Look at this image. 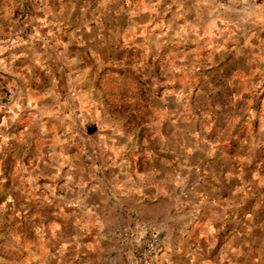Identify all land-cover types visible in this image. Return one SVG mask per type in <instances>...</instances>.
Segmentation results:
<instances>
[{
    "label": "rangeland",
    "instance_id": "obj_1",
    "mask_svg": "<svg viewBox=\"0 0 264 264\" xmlns=\"http://www.w3.org/2000/svg\"><path fill=\"white\" fill-rule=\"evenodd\" d=\"M38 1L0 0V264H264V0H44L34 38Z\"/></svg>",
    "mask_w": 264,
    "mask_h": 264
},
{
    "label": "built area",
    "instance_id": "obj_2",
    "mask_svg": "<svg viewBox=\"0 0 264 264\" xmlns=\"http://www.w3.org/2000/svg\"><path fill=\"white\" fill-rule=\"evenodd\" d=\"M219 3L235 2L238 6L244 7L247 0H215ZM123 230L125 239L132 243V249L126 264H155L154 259L160 248V240L155 231L144 229L139 234L128 233Z\"/></svg>",
    "mask_w": 264,
    "mask_h": 264
},
{
    "label": "crops",
    "instance_id": "obj_3",
    "mask_svg": "<svg viewBox=\"0 0 264 264\" xmlns=\"http://www.w3.org/2000/svg\"><path fill=\"white\" fill-rule=\"evenodd\" d=\"M158 3L156 4V7H159L160 5H162L163 3H166L168 0H156ZM219 8H224L225 6H232L233 8H234V10L236 11V10H238L239 9V6L235 3V2H231V1H229V2H226V3H223V4H219V3H217V2H215V1H213ZM254 2H256V0H247V3H246V5H248V7L249 6H251V4H253ZM36 4V8H38V10L35 12V15L33 16V21H31L30 22V25H34L35 26V28H33V32H31V30H30V32H31V34H32V36L34 37V38H41V36H45L44 34L46 33V32H44V27H42L43 25L45 26V21H38V19L39 20H41V17H42V15L45 13L44 12V10L42 9L43 8V6H45V2H44V0H39L37 3H35ZM79 4L80 3H77L76 5L77 6H79ZM85 4V3H84ZM83 5V4H82ZM87 5V4H86ZM90 7H92V3H88V6L86 7V9H89ZM30 18H32V17H30ZM246 19H251V17H247ZM82 23V22H81ZM258 22H255V24H257ZM48 26H50V24L48 25L47 24V26H46V28L48 27ZM252 30H255V31H259V32H261V29H259V27H252ZM79 35H76V37H78ZM76 37H73L72 35H70L69 36V38H75L76 39ZM81 37V36H80ZM259 39H260V37H259ZM259 39L257 40V41H259ZM252 41H254V44L253 45H255V43L257 42L256 40H255V38L253 37V40Z\"/></svg>",
    "mask_w": 264,
    "mask_h": 264
}]
</instances>
